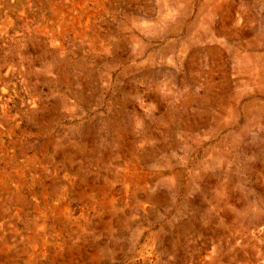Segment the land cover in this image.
Instances as JSON below:
<instances>
[{
    "label": "rangeland",
    "instance_id": "rangeland-1",
    "mask_svg": "<svg viewBox=\"0 0 264 264\" xmlns=\"http://www.w3.org/2000/svg\"><path fill=\"white\" fill-rule=\"evenodd\" d=\"M0 264H264V0H0Z\"/></svg>",
    "mask_w": 264,
    "mask_h": 264
}]
</instances>
